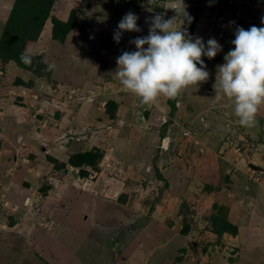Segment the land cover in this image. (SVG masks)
Wrapping results in <instances>:
<instances>
[{
  "label": "rangeland",
  "instance_id": "obj_1",
  "mask_svg": "<svg viewBox=\"0 0 264 264\" xmlns=\"http://www.w3.org/2000/svg\"><path fill=\"white\" fill-rule=\"evenodd\" d=\"M153 1L137 8L119 0H56L51 14L67 21L74 9L78 28L59 44L51 20L41 29L32 25L36 36L28 35L24 53L35 63L7 67L0 83V264H264V171L248 167L264 168V105L257 125L242 127L215 85L236 28L264 26V0H228L233 10L184 0L196 15L189 35L205 44L215 38L222 50L211 60L202 57L209 78L176 97L173 115L168 98L142 104L115 74L117 57L135 51L129 41L147 36L146 18L175 15L172 0ZM12 2L0 0V27ZM129 11L141 31L123 32L117 43L114 33ZM97 44L105 54L90 51ZM31 75L34 86L12 87L15 78L27 83ZM32 97L42 100L43 119ZM108 100L118 102L113 119ZM170 119L174 133L165 141L158 130ZM60 130L65 143L76 140L77 151L103 153L97 175L81 177L79 168L56 170L48 158L40 161L44 151L34 140L39 133L55 140ZM62 152L48 153L63 159ZM21 181L30 185L24 189ZM130 181L132 192L121 191ZM219 216L236 233L217 237L211 227Z\"/></svg>",
  "mask_w": 264,
  "mask_h": 264
},
{
  "label": "clouds",
  "instance_id": "obj_2",
  "mask_svg": "<svg viewBox=\"0 0 264 264\" xmlns=\"http://www.w3.org/2000/svg\"><path fill=\"white\" fill-rule=\"evenodd\" d=\"M186 8L184 0H172L168 9L175 15L165 19L158 13L146 18L147 36L130 40L135 51H123L116 59L115 74L122 89L142 104L153 103L160 96L175 98L185 88L206 82L210 74L202 57L211 60L222 50L215 38L205 44L201 37H192L186 27L182 28L185 21L190 24L193 19ZM137 20L133 12L126 13L117 25L115 42L119 43L123 32H140ZM234 37V47L225 54L224 63L216 66L215 85L218 93L231 101L239 124L252 128L264 105V26L253 25L247 30L237 27ZM20 59L24 64L31 63L27 53H22ZM54 68L49 64L47 70Z\"/></svg>",
  "mask_w": 264,
  "mask_h": 264
},
{
  "label": "trees",
  "instance_id": "obj_3",
  "mask_svg": "<svg viewBox=\"0 0 264 264\" xmlns=\"http://www.w3.org/2000/svg\"><path fill=\"white\" fill-rule=\"evenodd\" d=\"M108 2L117 1V0H104ZM121 1L122 6L126 5V7H140L143 0H119ZM154 2L153 0H149ZM214 5L219 6L220 8H224L225 4L228 3V0H209ZM56 0H13L11 6L8 8V13L5 14V21H2L0 27V83L5 82V73L7 67L10 66H22L24 68H30L33 65H26L21 62L20 56L25 51V45L28 39L29 34H32L33 27L32 25H38V28L41 29L43 27L44 22L49 19L51 27V38L55 40V38H59V44L63 43L64 37L72 30L73 28H78L77 23L74 18V9L70 12L67 21L60 20L57 16L52 15V9ZM221 5H219V4ZM227 9H232L230 5L227 4ZM196 15H193V20L190 24L186 22L185 27L189 34L193 32V28L195 26ZM249 26V25H248ZM184 27V28H185ZM36 35L33 33L31 37H35ZM33 64L35 63V59L31 57ZM34 72V71H32ZM32 77V75H31ZM21 79L15 78L12 87L23 86V87H32L34 86L32 83L35 82L32 77L30 81H22ZM23 83V84H22ZM21 84V85H20ZM178 97V96H177ZM23 98V97H22ZM33 98V97H32ZM25 99V97L23 98ZM17 101H19L17 99ZM33 104L37 105L38 102H42L39 100L32 99ZM176 97L168 98L169 111L173 115L174 111L177 109L176 105ZM108 116L109 118H114V113L117 109V101L108 100L105 102ZM29 106L28 104H26ZM34 107V106H33ZM148 114V113H147ZM147 116V115H146ZM172 120L166 121L161 125L159 132L161 139L171 138L170 135H173L174 132L170 129V124ZM171 140V139H170ZM49 162H52L54 168L60 169L64 168L67 164L73 167L79 168L78 174L81 177L92 175L98 172V165L103 158V153L99 149H91L89 150H81L77 152L68 153L65 159L57 158L55 156L47 155ZM90 168V169H86ZM95 175V176H96ZM51 187L46 185V189L49 190ZM46 196L47 190L44 191L41 189ZM152 211V210H151ZM212 232L216 234L217 237H221L224 233L232 232L236 233L237 227L231 224L227 219L222 216L218 218H213L212 220Z\"/></svg>",
  "mask_w": 264,
  "mask_h": 264
},
{
  "label": "crops",
  "instance_id": "obj_4",
  "mask_svg": "<svg viewBox=\"0 0 264 264\" xmlns=\"http://www.w3.org/2000/svg\"><path fill=\"white\" fill-rule=\"evenodd\" d=\"M23 96V98H24V96H26V95H22ZM33 99H35L36 100V98L35 97H33ZM73 99V98H72ZM39 101H42V100H39ZM33 102V101H32ZM70 102V101H69ZM41 106L43 107V104H42V102H38V104L37 105H34V107H33V110L34 111H36L37 113H36V117L38 116L39 118H42L43 119V116H44V113L45 112H43V113H41V112H39V110H41L40 108H41ZM27 107H30V106H27ZM44 108V107H43ZM31 108H29V110H30ZM48 109V108H47ZM34 114H35V112H34ZM33 114V115H34ZM148 118V117H147ZM24 119V118H23ZM54 119V118H53ZM41 120V119H40ZM57 121V120H56ZM57 126V125H56ZM41 128L42 129H45L46 128V126H41ZM61 131V130H60ZM158 132H159V130H158ZM39 133V132H38ZM54 133H56V130H54ZM60 133L62 134V135H60ZM39 135H40V137L41 138H39L38 139V141H37V139H35L34 140V143L35 144H37L39 147H41L42 149H43V151H44V155L43 154H40L39 156H42L41 157V159H40V161H42V158H43V162H45V160H44V158L47 156V155H50L48 152H50V150H52V149H55V150H58L59 148H60V150H62L64 153H65V155H64V157H63V159H65L67 156V154L68 153H72V152H77V150H78V148H77V143H75V141L76 140H74V143L73 144H71V143H65V141H64V139H65V137H66V132L65 131H61V132H59L58 134H56L55 135V137H56V139L54 140V139H52V136L51 135H48V134H40L39 133ZM159 135H160V132H159ZM158 135V136H159ZM160 137V136H159ZM161 138V137H160ZM39 140H40V142L42 141H45V142H43V143H46L47 145H48V147L46 146V145H44V144H42V143H39ZM64 141V142H63ZM28 145V144H27ZM36 145V146H37ZM38 146H37V148H38ZM46 146V147H45ZM70 147H71V149H70ZM72 147H74L75 149H73ZM155 147L156 146H154L153 147V150L155 151ZM160 148V147H159ZM152 150V151H153ZM31 151H28L26 154H29V156H30V153ZM62 152V153H63ZM157 153H159V152H157ZM51 156H53V155H51ZM56 157V156H55ZM30 158H32L31 156H30ZM33 158L34 159H37V157H35V156H33ZM32 158V159H33ZM58 158V157H57ZM62 159V158H61ZM155 162H153V165H155L154 164ZM70 166V165H69ZM71 168H77V167H73V166H70ZM31 169H33V166L31 167ZM31 169H30V171H31ZM77 170H78V168H77ZM52 182V181H51ZM134 181H130V183L129 184H126L125 185V187H123L122 189H121V191H125V192H132V190H133V183ZM142 183V182H141ZM52 184H53V182H52ZM21 185H22V188H24V189H26V187H28L29 185H30V182H28V181H21ZM125 188V189H124ZM117 189H118V185L116 186V187H114V192H116V193H118V192H120V191H117ZM131 190V191H130ZM82 205H83V207L85 206V203H84V201L82 202ZM85 217V216H84ZM52 228V227H51Z\"/></svg>",
  "mask_w": 264,
  "mask_h": 264
},
{
  "label": "built area",
  "instance_id": "obj_5",
  "mask_svg": "<svg viewBox=\"0 0 264 264\" xmlns=\"http://www.w3.org/2000/svg\"><path fill=\"white\" fill-rule=\"evenodd\" d=\"M97 46V47H96ZM95 47H96V49H95V47L93 48V47H91V51H96V52H98V53H100V54H105V52H106V50L104 49V48H102L101 47V45H96ZM185 134H189V131H185Z\"/></svg>",
  "mask_w": 264,
  "mask_h": 264
},
{
  "label": "water",
  "instance_id": "obj_6",
  "mask_svg": "<svg viewBox=\"0 0 264 264\" xmlns=\"http://www.w3.org/2000/svg\"><path fill=\"white\" fill-rule=\"evenodd\" d=\"M211 89V87L209 88ZM248 167L250 169H252L253 171H264V168H262L261 166L259 165H256L255 163L253 162H248Z\"/></svg>",
  "mask_w": 264,
  "mask_h": 264
}]
</instances>
